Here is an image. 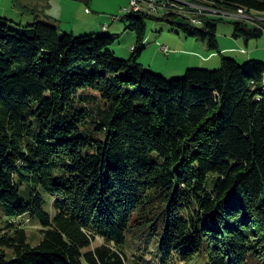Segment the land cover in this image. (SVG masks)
Returning a JSON list of instances; mask_svg holds the SVG:
<instances>
[{"label":"trees","instance_id":"trees-1","mask_svg":"<svg viewBox=\"0 0 264 264\" xmlns=\"http://www.w3.org/2000/svg\"><path fill=\"white\" fill-rule=\"evenodd\" d=\"M146 16L126 13L129 59L116 35L1 18L0 264H264V62L168 79L138 60ZM217 20L183 27L217 49ZM263 32L235 22L236 38Z\"/></svg>","mask_w":264,"mask_h":264},{"label":"rangeland","instance_id":"rangeland-1","mask_svg":"<svg viewBox=\"0 0 264 264\" xmlns=\"http://www.w3.org/2000/svg\"><path fill=\"white\" fill-rule=\"evenodd\" d=\"M160 12L155 13L159 18L145 17L146 23V47L139 57V62L149 70L165 76L168 79L182 78L189 68L218 69L222 65V58H234L240 64L249 60H261L264 62V32L260 37L245 36L236 38V18L229 16L217 17L218 48L212 49L208 42H203L190 35L189 30L171 21L173 17L162 18L164 13L179 11V6L173 1L159 0ZM187 3L205 5L200 0H185ZM26 6V7H25ZM132 9L131 0H0V21L5 17L11 28L19 29L21 25L36 21L55 25L59 33H73L82 36L90 33L95 35H116V40L111 46L116 56L129 59L132 56L131 47L137 43L136 33L131 29V21L127 19L125 9ZM130 12V11H128ZM127 12V13H128ZM252 18L247 22L251 26H258L264 30V12H248ZM139 15V13H136ZM209 18H216L209 16ZM244 22V21H242ZM104 26H108L105 30ZM196 28V27H195ZM205 30V23L199 26ZM161 45H167L171 49L168 56L161 50ZM232 48V52H223L225 48ZM245 49V52L241 50ZM211 53L215 55L207 59ZM197 60L196 65L188 67L190 60ZM188 67V68H187ZM180 71L182 75H178ZM23 226L26 228L29 240L37 244L42 239L41 226L24 217ZM3 224L0 220V229ZM102 240L97 239L94 246Z\"/></svg>","mask_w":264,"mask_h":264},{"label":"built area","instance_id":"built-area-1","mask_svg":"<svg viewBox=\"0 0 264 264\" xmlns=\"http://www.w3.org/2000/svg\"><path fill=\"white\" fill-rule=\"evenodd\" d=\"M173 1L175 5L179 6V11L177 14L179 16L177 17H183L185 20L188 21V23H197V24H203L205 19L209 16H216V17H225L229 16L231 18H236L239 21L249 22V20L252 18L251 16H245V17H233L232 13H221V9L217 8L216 6H207L201 4H193V3H187L185 0H169ZM159 0H131L132 9H139V11L142 12H148V13H158L160 12L159 9L161 6H165L166 3L158 4ZM131 11L129 8L125 9V12ZM173 12V11H168ZM107 27V26H104ZM136 46L133 45L131 47L132 50H135ZM161 50L168 54L170 52V49L167 45H161ZM242 52H245V49L241 50Z\"/></svg>","mask_w":264,"mask_h":264},{"label":"bare ground","instance_id":"bare-ground-1","mask_svg":"<svg viewBox=\"0 0 264 264\" xmlns=\"http://www.w3.org/2000/svg\"><path fill=\"white\" fill-rule=\"evenodd\" d=\"M218 8V7H217ZM225 9V8H224ZM135 10H139V9H135ZM221 13H228L227 10H223V8L221 9ZM232 13V16L233 17H245V16H251L248 11L244 8H239L238 10L234 11V12H231ZM216 17V16H214ZM252 17V16H251ZM207 19H210L209 17L206 18ZM190 24V23H189ZM194 25H198L197 23H193ZM105 30L108 29V26L107 27H104ZM263 83H264V78H263Z\"/></svg>","mask_w":264,"mask_h":264},{"label":"crops","instance_id":"crops-1","mask_svg":"<svg viewBox=\"0 0 264 264\" xmlns=\"http://www.w3.org/2000/svg\"><path fill=\"white\" fill-rule=\"evenodd\" d=\"M1 18H3V17H1ZM232 48H234V47H231V48H225V49H223L222 51L223 52H232ZM170 49V48H169ZM166 54V53H165ZM171 54V49H170V52L167 54L168 56ZM212 54H213V56L215 55V53H211V55H209L208 57H207V59H204V60H209V58L212 56ZM195 62H197V60H195V59H192V60H190V63H189V65H187L188 67H191V66H200V65H196V63ZM187 67V68H188ZM177 74L178 75H182V73H180V71H177Z\"/></svg>","mask_w":264,"mask_h":264},{"label":"water","instance_id":"water-1","mask_svg":"<svg viewBox=\"0 0 264 264\" xmlns=\"http://www.w3.org/2000/svg\"><path fill=\"white\" fill-rule=\"evenodd\" d=\"M175 24H178V25H188V21L185 20L183 17H178L177 19H175Z\"/></svg>","mask_w":264,"mask_h":264}]
</instances>
